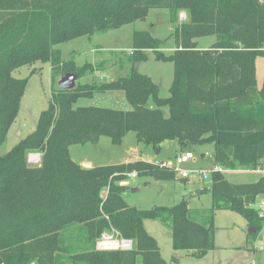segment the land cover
Returning <instances> with one entry per match:
<instances>
[{
	"label": "trees",
	"instance_id": "obj_1",
	"mask_svg": "<svg viewBox=\"0 0 264 264\" xmlns=\"http://www.w3.org/2000/svg\"><path fill=\"white\" fill-rule=\"evenodd\" d=\"M151 9L169 10L168 38L134 30L131 54L118 65L146 61L147 53L170 63L169 96L160 98L151 78L133 68L115 81L78 84L97 69L90 63L77 66L73 55L63 60L54 47L145 21ZM208 37L215 38L210 47L198 48L196 40ZM170 38L174 44L166 54L163 46ZM259 57L264 58L260 0H0V147L29 78H14L15 70L49 64L52 84L68 73L77 77L72 90H52L35 130L0 154V264H167L144 228L146 220L170 230L173 251L200 259L215 249L216 211L239 214L255 229L248 237L255 235L264 221L254 209L264 199V177L237 184L225 174L255 172L264 164V80L258 88L255 78ZM109 91L122 92L131 110L74 108L79 99ZM148 100L154 108L145 107ZM127 133L158 152L162 144L175 142V158L210 145L219 170L204 188L210 207L191 209L185 199L148 210L128 206L124 182L132 174L177 179L164 162L84 169L70 158L72 145L96 144L103 136L119 143ZM33 152L40 155L37 166L27 161ZM106 232L131 241L132 249L96 250Z\"/></svg>",
	"mask_w": 264,
	"mask_h": 264
},
{
	"label": "rangeland",
	"instance_id": "obj_2",
	"mask_svg": "<svg viewBox=\"0 0 264 264\" xmlns=\"http://www.w3.org/2000/svg\"><path fill=\"white\" fill-rule=\"evenodd\" d=\"M181 13L178 14V21L184 22L185 19L181 21L179 18ZM169 15L167 9H151L145 21L95 34L90 39H76L54 48L60 51L63 60L73 55L77 66L90 63L97 69L93 74H87L78 79V84L115 81L118 77L113 76L114 72L119 73L120 71L121 75H125L133 68L154 81L159 88L160 98H167L172 80L170 63L155 61L152 53H147L146 61L138 62L133 66L125 64L123 69L119 68L118 60L126 53L130 54V50H125L131 49V36L134 30H147L153 37L166 40L172 31ZM214 41L215 38L212 37L196 40L200 49H207ZM173 44V38L168 39L164 43L163 52L168 54L167 49ZM113 67L115 68L112 69ZM32 70L35 72L30 76ZM12 76L16 79L29 78L21 98L18 115L5 142L0 147L1 155L9 152L19 141L35 130L39 114L48 106L52 90L58 89L56 83L58 80L52 84L49 64L35 63L31 66L20 67L12 73ZM255 78L257 87L260 88L264 80V58L259 57L255 61ZM76 107L131 110L123 93L119 91L95 93L90 99H79L74 105V108ZM145 107L154 108V104L148 100ZM162 112L165 117L168 116L166 108H163ZM178 149L175 142H166L162 144L158 152L150 146L138 144L135 135L127 133L119 143H113L111 139L103 136L96 144L72 145L69 147V154L77 164L81 163V160H87L93 164V167L144 161L152 164L164 162L167 168L175 167L187 171L192 173L191 177L182 179L177 176V179L170 182L131 177L124 182L127 187L123 194L124 200L128 206L141 210L170 207L178 204L182 199L187 200L188 207L191 209H208L211 200L204 188L209 185L214 170L211 160L212 147L205 145L193 148L192 159L183 165L176 164L175 154ZM39 160L38 153L33 152L27 156L30 166H37ZM225 177L231 183H251L259 177H264V164L259 171L227 173ZM213 225L215 249L204 257L196 259L188 251L172 250L171 233L168 228L156 221L146 220L144 222L146 232L156 241L160 255L167 264H248L252 261L254 264H264V221L261 229L251 237L247 234L249 228L247 221L231 211H216ZM137 264L141 263L138 261Z\"/></svg>",
	"mask_w": 264,
	"mask_h": 264
},
{
	"label": "built area",
	"instance_id": "obj_3",
	"mask_svg": "<svg viewBox=\"0 0 264 264\" xmlns=\"http://www.w3.org/2000/svg\"><path fill=\"white\" fill-rule=\"evenodd\" d=\"M180 19H184V16L180 15ZM129 53L131 54V51ZM190 159H192L191 154L186 153V154L178 155L175 160L177 165H183L187 163ZM162 166L166 167V163H163ZM173 169L176 176L182 179L189 178L192 176V173H189L187 171L177 169L175 167H173ZM259 170L260 169H258L257 171ZM213 171H219V170L215 166ZM130 177L135 178V175L132 174ZM254 208L257 211L258 216L264 218V199L259 200L255 204ZM132 247L133 245L131 241L119 238L114 233H107V232L101 234L100 238L96 242V250L98 251H113V252L130 251ZM248 264H254V261Z\"/></svg>",
	"mask_w": 264,
	"mask_h": 264
},
{
	"label": "water",
	"instance_id": "obj_4",
	"mask_svg": "<svg viewBox=\"0 0 264 264\" xmlns=\"http://www.w3.org/2000/svg\"><path fill=\"white\" fill-rule=\"evenodd\" d=\"M261 1L264 2V0H261ZM76 80H77L76 75L72 73L62 75L57 81V87L60 90H72L75 87ZM197 193H199V191ZM254 233H255V229L253 227H249L247 230V234L251 235Z\"/></svg>",
	"mask_w": 264,
	"mask_h": 264
},
{
	"label": "crops",
	"instance_id": "obj_5",
	"mask_svg": "<svg viewBox=\"0 0 264 264\" xmlns=\"http://www.w3.org/2000/svg\"><path fill=\"white\" fill-rule=\"evenodd\" d=\"M172 47L173 46H169V49H167V50H172ZM128 50H130V49H126L125 51H128ZM115 67H113L112 69H114ZM122 74V72L120 73V71H119V73H113V76H117V77H120V76H123V75H121ZM103 79V78H102ZM152 80V79H151ZM103 81V80H102ZM153 81V80H152ZM154 82V81H153ZM80 164V166L82 167V168H84V169H91V168H94L93 167V164L91 163V162H89V161H87V160H81V163H79ZM256 181V180H255Z\"/></svg>",
	"mask_w": 264,
	"mask_h": 264
}]
</instances>
